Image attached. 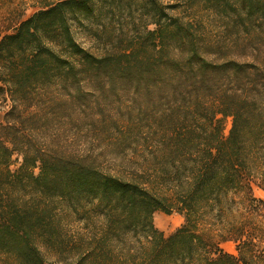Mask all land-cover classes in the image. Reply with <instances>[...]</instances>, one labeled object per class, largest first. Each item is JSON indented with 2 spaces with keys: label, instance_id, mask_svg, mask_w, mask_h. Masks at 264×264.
<instances>
[{
  "label": "trees",
  "instance_id": "1",
  "mask_svg": "<svg viewBox=\"0 0 264 264\" xmlns=\"http://www.w3.org/2000/svg\"><path fill=\"white\" fill-rule=\"evenodd\" d=\"M0 92V264L264 257V0L43 1L0 36Z\"/></svg>",
  "mask_w": 264,
  "mask_h": 264
},
{
  "label": "rangeland",
  "instance_id": "2",
  "mask_svg": "<svg viewBox=\"0 0 264 264\" xmlns=\"http://www.w3.org/2000/svg\"><path fill=\"white\" fill-rule=\"evenodd\" d=\"M46 0H0V36L4 33L14 30L16 25L24 18L32 14L38 9L41 3ZM166 1V0H163ZM170 13H177V10H169ZM182 14H187L186 11H181ZM180 12V13H181ZM188 13L198 15L204 21V26L207 31L214 32L216 25L214 22V16L210 12L198 7V4L193 6V9ZM97 14V12L95 13ZM82 21L74 25V31L78 39L86 47L96 49L100 46L99 39L94 35V30L99 29L97 27L99 18L91 16L81 17ZM114 23V22H112ZM151 27V25H150ZM108 32H112V28ZM10 101L6 93L0 92V122H2L3 114L8 109ZM221 133L223 136L227 135L231 125V116H221ZM21 160V156L18 153H14L10 164L11 169H16ZM38 171L34 168V172ZM254 194L257 197L264 198V190L254 187ZM153 221L155 226L163 231L164 234H169L176 228L180 227L184 223V216L177 212L165 213L157 210L153 214ZM217 239V238H216ZM236 243L233 240H220L219 246L225 251L231 249L232 245ZM237 253V250L235 254ZM252 264H264V257L254 258Z\"/></svg>",
  "mask_w": 264,
  "mask_h": 264
},
{
  "label": "crops",
  "instance_id": "3",
  "mask_svg": "<svg viewBox=\"0 0 264 264\" xmlns=\"http://www.w3.org/2000/svg\"><path fill=\"white\" fill-rule=\"evenodd\" d=\"M225 251H226V250H225ZM226 252H229V253H233V254H235V252H236L235 244L232 245L231 249L227 250Z\"/></svg>",
  "mask_w": 264,
  "mask_h": 264
}]
</instances>
